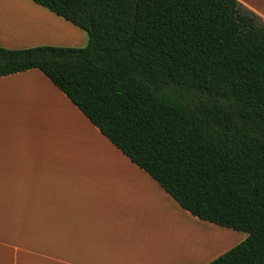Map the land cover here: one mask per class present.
Here are the masks:
<instances>
[{
    "label": "trees",
    "instance_id": "16d2710c",
    "mask_svg": "<svg viewBox=\"0 0 264 264\" xmlns=\"http://www.w3.org/2000/svg\"><path fill=\"white\" fill-rule=\"evenodd\" d=\"M85 46L0 45L40 69L182 208L247 237L207 264H264V19L239 0H33Z\"/></svg>",
    "mask_w": 264,
    "mask_h": 264
},
{
    "label": "crops",
    "instance_id": "0c3cea01",
    "mask_svg": "<svg viewBox=\"0 0 264 264\" xmlns=\"http://www.w3.org/2000/svg\"><path fill=\"white\" fill-rule=\"evenodd\" d=\"M239 1L264 19V0ZM57 17L0 0V45L63 39ZM231 232L182 208L40 69L0 76V264H207Z\"/></svg>",
    "mask_w": 264,
    "mask_h": 264
},
{
    "label": "rangeland",
    "instance_id": "374dc122",
    "mask_svg": "<svg viewBox=\"0 0 264 264\" xmlns=\"http://www.w3.org/2000/svg\"><path fill=\"white\" fill-rule=\"evenodd\" d=\"M38 18V17H36ZM58 20L54 19L52 20L53 25H55L58 29L60 28V30L63 32V35H61L62 37H64L63 39H60L58 41H52V42H42V44H56V45H63V46H85L88 42V34L87 32L76 26L75 24L65 20L62 17H57ZM80 36V38H79ZM80 39V43L79 45L72 43L73 40ZM41 40V38H38ZM84 130V134L87 131V127L84 125V123H82L80 121V129ZM85 136H87L85 134ZM88 140H90V136L86 137ZM86 141V139H85ZM229 228V227H228ZM230 231H234L231 232L230 235L228 236V248L233 247L234 245L238 244L239 242H241L242 240L245 239V237L247 236V233L245 231H241V230H234L232 228H229Z\"/></svg>",
    "mask_w": 264,
    "mask_h": 264
}]
</instances>
